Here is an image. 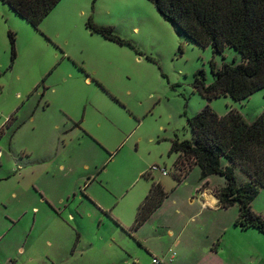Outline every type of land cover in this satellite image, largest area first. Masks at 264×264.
I'll return each mask as SVG.
<instances>
[{
  "label": "rangeland",
  "instance_id": "374dc122",
  "mask_svg": "<svg viewBox=\"0 0 264 264\" xmlns=\"http://www.w3.org/2000/svg\"><path fill=\"white\" fill-rule=\"evenodd\" d=\"M89 19L131 45L93 32ZM212 61L241 56L196 46L148 0H61L38 30L0 0V149L13 152L0 160V199L18 182L19 193L29 188L16 200L29 210L28 224L16 221L15 200L7 219L0 209V262L11 252L10 264H151L172 254L171 264H264V235L236 225L238 205L198 214L202 199L190 190L203 186L200 169L174 177L171 143L193 138L188 118L206 106L221 116L237 110L248 122L264 111V89L243 102L200 96L194 76L203 71L211 84ZM235 172L240 184L250 181ZM211 179L213 191L226 185ZM154 182L169 196L135 230ZM189 197L193 213L179 221L174 211ZM251 206L264 218V187ZM169 228L175 237L185 228L179 239L191 240L189 250Z\"/></svg>",
  "mask_w": 264,
  "mask_h": 264
},
{
  "label": "trees",
  "instance_id": "16d2710c",
  "mask_svg": "<svg viewBox=\"0 0 264 264\" xmlns=\"http://www.w3.org/2000/svg\"><path fill=\"white\" fill-rule=\"evenodd\" d=\"M33 28L39 29L43 20L61 0H1ZM196 46L212 49L223 55L234 49L240 63L210 62L214 80L207 84L203 71L194 76L193 88L207 102L229 97L243 102L264 89V0H148ZM87 26L107 40L131 45L114 34L108 26H98L89 19ZM11 41L14 39L11 36ZM181 48V47H180ZM12 54V61L15 59ZM193 138L173 140L170 153L177 154L174 162L177 182L194 168L201 180L221 176L226 185L214 190L218 205L229 209L239 207L237 226L256 228L264 235V218L252 210V201L264 187V111L248 122L237 110L219 115L210 106L187 119ZM228 161V165L224 164ZM238 167L249 178L240 184L235 172ZM149 173L143 176L147 177ZM204 182L201 188H207ZM169 193L160 183H153L137 210L134 229L138 230L163 205Z\"/></svg>",
  "mask_w": 264,
  "mask_h": 264
},
{
  "label": "crops",
  "instance_id": "0c3cea01",
  "mask_svg": "<svg viewBox=\"0 0 264 264\" xmlns=\"http://www.w3.org/2000/svg\"><path fill=\"white\" fill-rule=\"evenodd\" d=\"M87 79H88L87 80L88 82L89 81H91V82L94 81V80L90 79V76H87ZM6 148H7V150H6V153H4V154H3L2 149H0V160L3 159V157L5 156V154H6V157H9V159H11V157L13 156V152H12V149L10 148V146H8ZM12 167H14V165ZM11 172L12 173H15V169L14 170H11ZM2 177H10L7 180V182H8L14 176L11 177L10 174H9L8 176H2ZM212 177L213 176L207 178L204 182H208V184H210V182L212 180L211 179ZM185 179H186V177H185ZM0 180H2V179H0ZM18 184H21V182H18ZM18 184L15 185L14 190L9 191V193H7L6 195H4V197H2L0 199V209H2L1 207H3V206L5 207V209H6V219H7V211H8V208H9V205H8L9 202L11 200H15V201L18 200L21 195L24 196L23 194L29 191L28 186H26V188H25L26 191L25 192L21 191L19 193L17 190H15V188L17 187ZM202 184H203V182H202ZM219 187L216 186V188H219ZM201 188L202 187L200 185L199 186L196 185L195 188L192 187L191 190H190V194H193L194 191H197V193H199V195H200V198L202 199L200 201L201 202V205L199 207V213L198 214H200V213L203 214V213H205V211H212L215 214H218L222 210H226V209H222L218 205V199L215 197L214 191H213V189H215V188L212 189V188H210V186L207 187V188H204L202 190H201ZM35 192L38 194V196L42 200H44V197L40 193H38L37 191H35ZM211 196L214 197V198L212 199ZM39 197H38V201L40 202V198ZM16 204H17L16 205L17 211L16 212H13L12 211L13 215H15L18 218L16 221L18 222V221H21V219H22L23 221L26 220L25 222H26V224H28V221H27L28 219L27 218H28L29 210L28 209H25V207H23L19 201H16ZM18 205H21V206H18ZM41 205H43V204L41 203ZM181 206H182V208L176 209L174 211V216H177V220H179V221L180 220L183 221L187 217H191L190 215L193 213V210H194L193 209V206H194L193 205V198L192 197L186 198L184 200V202L183 201L181 202ZM161 207L153 214V216L148 221H150L152 218H154V216L157 215V213L159 212V210L161 209ZM12 208H13V206L10 207L11 210H12ZM36 209L37 208H33L32 209V212L35 211ZM203 209H204V211L202 212ZM11 219L14 220V218H11ZM184 231H185V228H183V230L180 232V234L177 237H175V233H174L175 231L172 228H169L168 234L170 235V237H173V238L175 237V240H174L175 241V245H177L178 247H180L181 245H183L184 246V249H186V251H187V249L189 250V248L191 246V240L190 241H188V240H186V241H180V239H179V237L181 235H183V232ZM6 236H7V232H3V230H2V223L0 222V254H1V256H2V253H1V245H6V242H7ZM213 256H214L213 253H211L209 255V257H212V258H213ZM5 258L6 259L3 260V261H1L0 264H2V263L3 264H10V263H12V261H13V254L10 252V254L8 256H5ZM173 261L171 263H173ZM221 264H223V263H221Z\"/></svg>",
  "mask_w": 264,
  "mask_h": 264
},
{
  "label": "built area",
  "instance_id": "2783aa9c",
  "mask_svg": "<svg viewBox=\"0 0 264 264\" xmlns=\"http://www.w3.org/2000/svg\"><path fill=\"white\" fill-rule=\"evenodd\" d=\"M157 168L154 167L152 170H156ZM162 175H167L166 171H162ZM175 254L170 255L166 260L165 259H158L157 257H153L151 264H169L174 260Z\"/></svg>",
  "mask_w": 264,
  "mask_h": 264
},
{
  "label": "bare ground",
  "instance_id": "6f19581e",
  "mask_svg": "<svg viewBox=\"0 0 264 264\" xmlns=\"http://www.w3.org/2000/svg\"><path fill=\"white\" fill-rule=\"evenodd\" d=\"M212 197V196H211ZM214 197H212V199H213Z\"/></svg>",
  "mask_w": 264,
  "mask_h": 264
}]
</instances>
